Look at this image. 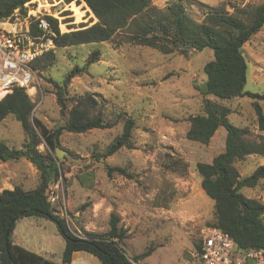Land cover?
Segmentation results:
<instances>
[{"label": "rangeland", "instance_id": "374dc122", "mask_svg": "<svg viewBox=\"0 0 264 264\" xmlns=\"http://www.w3.org/2000/svg\"><path fill=\"white\" fill-rule=\"evenodd\" d=\"M174 1L154 0V4L163 8ZM53 2L58 5L52 12L62 11L65 17V20H59L64 25L72 23L66 27L92 23L93 14L85 2H74L76 6L84 5L80 14L74 12L81 7H71L66 0H45L41 4L51 6ZM261 3L262 0H187L191 14L199 21L210 8L223 7L232 12L233 7ZM31 4L34 8L38 5L37 1ZM83 14H86V21L77 23L76 18ZM94 51L100 52L99 61L84 70ZM244 52L248 62L246 91L264 94V30L246 44ZM55 54L52 66L37 72L38 94L34 101L39 107L35 106L37 110L33 116L50 129L64 123L52 81L62 85L66 75L78 67L83 72L71 80L69 96L97 95L102 105L94 114L101 111L109 122L114 123L111 129L80 135L64 133L60 137L61 149L67 152L58 161L59 180L68 202L69 230L79 235L83 230L105 233L109 229L111 212L123 214L122 224H129L130 230L125 245L128 254H142L148 248L156 247L139 264H197L194 254L201 231L214 220V201L203 192L195 166L198 162L211 163L225 151L226 130L220 128L209 146L201 145L186 138L187 120L201 113L202 92L207 80L203 68L214 59L213 51H190L186 56L179 53L165 55L147 47L105 42L56 48ZM253 102L246 97L223 104L232 110L229 119L233 125L249 127L254 135H264L258 131ZM260 104L264 113V101ZM127 118L136 122L132 132L135 149L123 148L98 161L97 157L105 154L123 133ZM23 142L24 131L19 121L9 117L0 123V143L11 149H21ZM39 150L56 157L45 144L39 146ZM105 163L126 167L134 178L116 173L109 177ZM174 163H185L187 167L184 169L180 165L173 172L169 167ZM262 165L264 157L257 156L236 163L242 177L251 175ZM18 180L25 190L38 186V177L29 172L25 180L23 175ZM243 193L264 202V180L256 188H245ZM162 216L165 223L158 219ZM36 220L43 223L42 230L47 228L57 236L49 251L52 260L61 263L65 248V243L62 248L61 242L65 240L58 233L57 225L42 218Z\"/></svg>", "mask_w": 264, "mask_h": 264}, {"label": "trees", "instance_id": "16d2710c", "mask_svg": "<svg viewBox=\"0 0 264 264\" xmlns=\"http://www.w3.org/2000/svg\"><path fill=\"white\" fill-rule=\"evenodd\" d=\"M33 0H0V19L11 16L17 9L26 13V4ZM83 1L93 14L90 25L67 27L61 34L56 19L48 17L56 35L57 48H69L105 42L117 46L131 44L157 50L165 55L190 51L203 52L210 49L214 59L203 68L207 80L201 113L188 118L189 141L209 146L220 128L226 130L225 151L211 163L198 162L195 172L201 177L203 192L214 201V220L208 224L230 235L237 250L264 249V202L248 197L243 190L258 187L264 180V165L249 176L242 177L236 163L251 156L264 157V135H254L249 127H237L230 122L232 110L223 102L236 98L253 99L258 131L264 133V113L260 101L264 94L246 91L248 62L244 48L255 36L264 30V0L258 6L233 7L228 12L223 7L210 8L201 21L191 14L187 0H175L163 8L154 0H66ZM41 4V3H40ZM75 14L83 13L84 5ZM86 14L76 18L85 22ZM71 27V28H70ZM36 30V23L32 24ZM64 28V25L62 26ZM99 51L90 54L86 67L99 61ZM55 52L46 53L34 64L42 72L52 66ZM80 68L66 75L63 84L52 81L60 114L65 118L62 125L48 128L41 119L33 116L36 104L23 88L0 90V123L9 117L19 121L24 131L21 149H11L0 143V161L26 159L38 171L39 183L35 189L25 190L15 186L14 190L0 193V264H57L16 245L12 233L16 223L24 218L46 219L57 225L59 234L65 240L62 264H71L74 253L86 252L95 256L102 264H139L150 256L156 247H150L142 254L130 256L125 247L130 230L122 224L119 213L110 214L109 229L105 233L87 232L76 236L64 219L56 214V208L48 201L51 187L60 179L59 161L50 152H42L39 146L55 153L61 148L60 137L64 133L85 134L92 130H107L114 127L101 111H94L102 105L97 95L87 93L79 97L69 96L71 80L80 76ZM136 122L127 118L123 133L100 157L107 159L123 148L135 149L132 132ZM185 163H174L169 169L176 172ZM106 174L114 173L133 179L126 167L105 163ZM200 243L197 250L200 249ZM196 250V251H197Z\"/></svg>", "mask_w": 264, "mask_h": 264}, {"label": "built area", "instance_id": "2783aa9c", "mask_svg": "<svg viewBox=\"0 0 264 264\" xmlns=\"http://www.w3.org/2000/svg\"><path fill=\"white\" fill-rule=\"evenodd\" d=\"M36 1L39 5L45 0H33L26 4V13L17 9L8 18L0 19V90L23 88L34 103L38 94V71L34 69V64L46 53L55 52L57 48L53 39L56 35L48 17L59 21L61 34L67 31L65 25H72H64L59 20H65L62 11L52 12L58 2H53L51 7L43 3L39 9L38 5L34 8L31 4ZM73 2L77 1L69 4ZM34 22L36 30L32 28ZM32 89L35 90L34 93L30 92ZM48 201L56 208V214L69 226L68 202L60 180L51 187ZM199 239L201 246L194 254V259L199 264H264V249L239 251L230 235L217 228L208 227L202 230Z\"/></svg>", "mask_w": 264, "mask_h": 264}, {"label": "crops", "instance_id": "0c3cea01", "mask_svg": "<svg viewBox=\"0 0 264 264\" xmlns=\"http://www.w3.org/2000/svg\"><path fill=\"white\" fill-rule=\"evenodd\" d=\"M6 120L7 119H5L4 121ZM215 135H217V132ZM214 138L215 136L213 137V139ZM28 172L38 177V183H39L38 171L26 159L22 158L19 160H9L6 162L0 161V193L3 192L4 190L12 191L14 190L15 186L23 187L24 184L20 182L18 178L20 175H23V180H25V177L27 176ZM247 196L251 197L249 195ZM168 213H170V210H168ZM120 215L121 217H124L123 214ZM152 216L156 218L155 215ZM140 219L142 218L140 217ZM158 219H161L162 221L161 223H165L164 222L165 218L163 216L159 217ZM122 221H124L123 218ZM166 222H168L167 219ZM42 225L43 223L40 220L37 221L34 218H24L19 220L16 223V226L12 233V241L16 245L22 246L29 251L45 256L46 258L52 260V255L49 250L50 248L53 247L54 240L57 239V236L51 234L47 230V228H43L42 230ZM125 227L128 228L129 224L128 225L126 224ZM61 243H62V248H64L63 244L65 242H61ZM95 258H96L95 256L86 252H76L73 255L71 264H102L101 262H97ZM56 263L62 264V260L61 263L60 262H56ZM196 263L199 264L198 262ZM186 264H190V262H186Z\"/></svg>", "mask_w": 264, "mask_h": 264}, {"label": "water", "instance_id": "95a60500", "mask_svg": "<svg viewBox=\"0 0 264 264\" xmlns=\"http://www.w3.org/2000/svg\"><path fill=\"white\" fill-rule=\"evenodd\" d=\"M55 154H56V158H57V159H61V158L64 157L65 154H67V152L64 151V150H62L61 148H57V149L55 150Z\"/></svg>", "mask_w": 264, "mask_h": 264}, {"label": "bare ground", "instance_id": "6f19581e", "mask_svg": "<svg viewBox=\"0 0 264 264\" xmlns=\"http://www.w3.org/2000/svg\"><path fill=\"white\" fill-rule=\"evenodd\" d=\"M42 6H43L42 4H39V5H38V8L40 9V8H42ZM49 7H51V6H49ZM30 92H31V93H34V92H35V90H34V89H32Z\"/></svg>", "mask_w": 264, "mask_h": 264}]
</instances>
